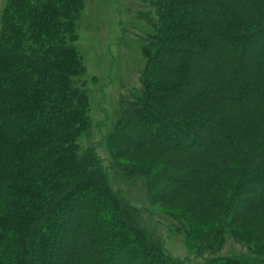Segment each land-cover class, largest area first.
<instances>
[{"label":"trees","instance_id":"trees-1","mask_svg":"<svg viewBox=\"0 0 264 264\" xmlns=\"http://www.w3.org/2000/svg\"><path fill=\"white\" fill-rule=\"evenodd\" d=\"M143 2L140 90L106 137L110 169L141 178L203 264H264V0ZM82 9L4 0L0 264H185L77 143L90 125Z\"/></svg>","mask_w":264,"mask_h":264},{"label":"rangeland","instance_id":"rangeland-1","mask_svg":"<svg viewBox=\"0 0 264 264\" xmlns=\"http://www.w3.org/2000/svg\"><path fill=\"white\" fill-rule=\"evenodd\" d=\"M83 9L77 21L75 46L85 68L82 90L88 99L89 131L77 143L81 150L94 148L108 170L109 185L120 190L129 203L144 208L145 227L153 230L165 250L185 264H203L186 248L183 237L170 233L172 220L151 207L141 178L129 177L121 169H110L111 157L106 137L113 130L120 110L140 90L144 58V38L151 33L143 13L149 11L143 0H82ZM4 0H0V14ZM178 143L179 139H176ZM238 251L228 244L221 254Z\"/></svg>","mask_w":264,"mask_h":264}]
</instances>
